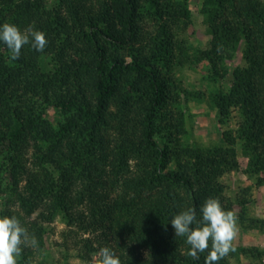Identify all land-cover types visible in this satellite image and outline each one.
Returning a JSON list of instances; mask_svg holds the SVG:
<instances>
[{"label":"trees","instance_id":"trees-1","mask_svg":"<svg viewBox=\"0 0 264 264\" xmlns=\"http://www.w3.org/2000/svg\"><path fill=\"white\" fill-rule=\"evenodd\" d=\"M199 1L206 48L190 41V0H0V24L48 41L15 60L0 44V216L36 240L17 264H39L57 220L61 245L86 264L105 246L121 264H205L207 250L188 255L170 221L188 208L199 219L209 198L264 233L253 211L264 185V0ZM201 63L224 128L209 145L191 140L185 117L195 95L183 75ZM241 159L246 187L231 178ZM231 248L217 264H264L262 247Z\"/></svg>","mask_w":264,"mask_h":264},{"label":"clouds","instance_id":"clouds-1","mask_svg":"<svg viewBox=\"0 0 264 264\" xmlns=\"http://www.w3.org/2000/svg\"><path fill=\"white\" fill-rule=\"evenodd\" d=\"M48 41L46 33L31 28L21 30L16 24H0V44L6 46L11 59H18L21 49L31 45L42 52ZM175 235L186 237L190 246L188 255L199 259V254L207 250L205 264H217L231 248V242L237 231L236 217L225 210L218 199L209 198L200 208V218L194 208H188L176 214L170 221ZM30 240L28 231L16 216H0V264H17L22 245ZM35 245L34 237L30 240ZM97 264H121L119 256L110 247H102L96 254Z\"/></svg>","mask_w":264,"mask_h":264},{"label":"rangeland","instance_id":"rangeland-1","mask_svg":"<svg viewBox=\"0 0 264 264\" xmlns=\"http://www.w3.org/2000/svg\"><path fill=\"white\" fill-rule=\"evenodd\" d=\"M190 2L194 12V25L190 30V36L192 37L190 41L195 46L206 48L210 37L206 34L202 18L199 15L200 1L190 0ZM240 60L241 55L238 53L235 60L230 62L229 65L234 67V65L240 63ZM207 70V65L201 63L191 69H187L183 75L184 87L195 95V98L190 100L185 113L189 135L192 141H198L204 145L216 144L222 141V131H224V128L222 130L218 124L214 114L215 111H213L208 101V96L212 92L213 87L208 82V77L205 78ZM230 126L234 127L235 125L231 122ZM240 163L241 170L238 173H233L231 178L242 187H246L251 182L243 172L246 168L245 161L241 159ZM2 178H4V175H2ZM253 197L256 201L253 210L254 215L264 218V185L253 192ZM1 203L2 201L0 200V206ZM64 230L65 226L58 220L51 224L46 250L41 254L38 260L39 264H86L76 257V253L73 250L68 251L61 245L64 239L62 236ZM85 237H88V235ZM232 242L238 246L264 248V233H260L258 230L249 232L242 227H237ZM72 246V244H69V248H72ZM98 259L97 255H94L90 264H97Z\"/></svg>","mask_w":264,"mask_h":264}]
</instances>
